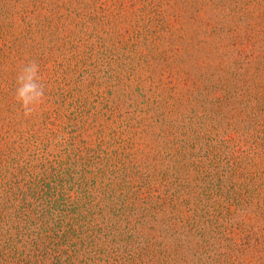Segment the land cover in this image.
<instances>
[{"label": "trees", "instance_id": "1", "mask_svg": "<svg viewBox=\"0 0 264 264\" xmlns=\"http://www.w3.org/2000/svg\"><path fill=\"white\" fill-rule=\"evenodd\" d=\"M0 264H264V0H0Z\"/></svg>", "mask_w": 264, "mask_h": 264}, {"label": "clouds", "instance_id": "2", "mask_svg": "<svg viewBox=\"0 0 264 264\" xmlns=\"http://www.w3.org/2000/svg\"><path fill=\"white\" fill-rule=\"evenodd\" d=\"M16 83L14 99L19 104L23 116L29 118L38 113L41 106L47 102L39 64L29 61L23 65L17 73Z\"/></svg>", "mask_w": 264, "mask_h": 264}, {"label": "rangeland", "instance_id": "3", "mask_svg": "<svg viewBox=\"0 0 264 264\" xmlns=\"http://www.w3.org/2000/svg\"><path fill=\"white\" fill-rule=\"evenodd\" d=\"M194 57H191L190 59L186 60V64L183 65V69L184 72L186 73V77L184 82L187 83L188 86H190L189 82L191 83L192 80L196 79V76L205 73L206 71H204V69L200 66V65H194L193 61H194ZM182 82V84L184 83ZM188 87H185L184 89H187ZM226 133L229 134L230 136H235V140L238 139L239 134L238 131H236V133H234L233 131L230 130H226ZM247 147L244 146L243 143L239 144L237 147H235V149L237 150H245Z\"/></svg>", "mask_w": 264, "mask_h": 264}]
</instances>
